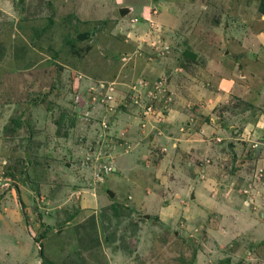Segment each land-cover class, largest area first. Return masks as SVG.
Masks as SVG:
<instances>
[{
  "label": "rangeland",
  "instance_id": "obj_1",
  "mask_svg": "<svg viewBox=\"0 0 264 264\" xmlns=\"http://www.w3.org/2000/svg\"><path fill=\"white\" fill-rule=\"evenodd\" d=\"M257 8L0 0V264H264Z\"/></svg>",
  "mask_w": 264,
  "mask_h": 264
},
{
  "label": "crops",
  "instance_id": "obj_2",
  "mask_svg": "<svg viewBox=\"0 0 264 264\" xmlns=\"http://www.w3.org/2000/svg\"><path fill=\"white\" fill-rule=\"evenodd\" d=\"M202 92H200V94H201ZM198 94H199V92H198ZM197 95V94H196ZM199 95H197V97H198ZM199 98V97H198ZM189 109H190V106H189ZM175 116H177L176 117V119H174V118H172V116L170 115L169 116V118H165L166 119V122L164 123L165 125H164V128L165 129H171L170 131H169V133H168V135L169 136H171V138L170 139H173L172 141H173V143H172V146H175V144H177L178 143V141H179V146H178V144H177V146L179 147V148H181V149H185V148H187L188 146H189V143L192 141V139H190V137H188V136H184V133L183 134H181L180 135V138H176V134H174L175 132V129H174V126L176 125V124H178L179 123V116L178 115H175ZM171 119V120H170ZM174 120V121H173ZM169 121V122H168ZM166 123H168V124H166ZM174 130V131H173ZM173 136H174V138H173ZM151 137V136H150ZM157 139V138H156ZM154 140V138H152V141ZM259 163V166H262V164H263V166H264V158H260V160L258 161ZM260 215H263L262 213H260ZM250 219H248V217H247V220L245 219L244 220V226H247V224H245V222H247V221H249ZM252 224V223H251ZM255 224V223H254ZM259 224H261L262 225V230L260 231H254V232H252V233H249L248 235H246V237L247 238H249L248 240L250 241V242H255V241H258V242H261V240L263 239L264 240V222H263V220L261 221L260 220V223ZM256 225V224H255ZM256 226H254V228H255ZM248 228H251V227H248ZM248 228L246 227L245 228V231H247L248 230ZM253 228V229H254ZM260 251H263V248L262 247H260ZM197 257V256H196ZM198 258V257H197Z\"/></svg>",
  "mask_w": 264,
  "mask_h": 264
},
{
  "label": "water",
  "instance_id": "obj_3",
  "mask_svg": "<svg viewBox=\"0 0 264 264\" xmlns=\"http://www.w3.org/2000/svg\"><path fill=\"white\" fill-rule=\"evenodd\" d=\"M127 12H128V8L123 7V8H119L118 9V13H119L120 16L126 15ZM85 37H86V34H82V35L80 34V35L77 36L76 39L81 40V39H83ZM107 193H108V195H110V197L112 196V193L110 191H108ZM145 217L147 218V216H145Z\"/></svg>",
  "mask_w": 264,
  "mask_h": 264
},
{
  "label": "trees",
  "instance_id": "obj_4",
  "mask_svg": "<svg viewBox=\"0 0 264 264\" xmlns=\"http://www.w3.org/2000/svg\"><path fill=\"white\" fill-rule=\"evenodd\" d=\"M257 10L261 15H264V0H258Z\"/></svg>",
  "mask_w": 264,
  "mask_h": 264
}]
</instances>
